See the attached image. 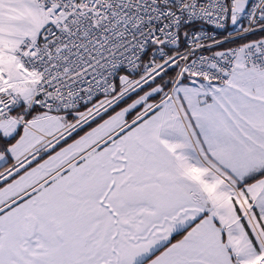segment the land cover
I'll list each match as a JSON object with an SVG mask.
<instances>
[{"label":"snow or ice","instance_id":"1","mask_svg":"<svg viewBox=\"0 0 264 264\" xmlns=\"http://www.w3.org/2000/svg\"><path fill=\"white\" fill-rule=\"evenodd\" d=\"M0 264H264V0H0Z\"/></svg>","mask_w":264,"mask_h":264}]
</instances>
